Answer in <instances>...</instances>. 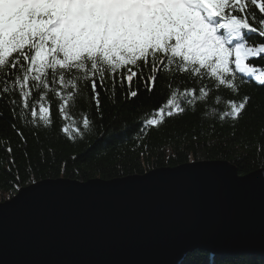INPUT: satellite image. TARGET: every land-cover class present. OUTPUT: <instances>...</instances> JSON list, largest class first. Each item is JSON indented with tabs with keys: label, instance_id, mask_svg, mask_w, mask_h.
Returning <instances> with one entry per match:
<instances>
[{
	"label": "snow or ice",
	"instance_id": "1",
	"mask_svg": "<svg viewBox=\"0 0 264 264\" xmlns=\"http://www.w3.org/2000/svg\"><path fill=\"white\" fill-rule=\"evenodd\" d=\"M255 37L260 42L250 43ZM250 58H264V0H0V110L11 117L17 149L27 145L26 133L37 140L55 133L51 106L44 103L49 90L59 97L58 110L67 121L68 106L85 90L102 116V94L120 107L117 89L127 103L143 92L154 93L166 77V99L140 120L139 139L205 101L210 94L203 85L205 76L217 89L238 92L233 64L248 80L264 86V68L248 63ZM145 67L143 89L133 88ZM187 78H193L192 87L182 86ZM248 100H229L220 120H239ZM94 122L98 124L95 115H84L80 125L72 119L60 131L83 138ZM123 133L128 134L127 126ZM0 139L11 143L10 137ZM3 150L14 165V149ZM33 183L39 186L36 176L28 178V185ZM12 188L21 198L32 191L18 177Z\"/></svg>",
	"mask_w": 264,
	"mask_h": 264
},
{
	"label": "water",
	"instance_id": "2",
	"mask_svg": "<svg viewBox=\"0 0 264 264\" xmlns=\"http://www.w3.org/2000/svg\"><path fill=\"white\" fill-rule=\"evenodd\" d=\"M27 187L0 203V264H180L197 250L264 256V168L240 176L229 162L200 161Z\"/></svg>",
	"mask_w": 264,
	"mask_h": 264
},
{
	"label": "trees",
	"instance_id": "3",
	"mask_svg": "<svg viewBox=\"0 0 264 264\" xmlns=\"http://www.w3.org/2000/svg\"><path fill=\"white\" fill-rule=\"evenodd\" d=\"M256 14L259 18L260 14ZM260 39L255 37L249 42L259 43ZM248 63L264 68V58H250ZM232 67L236 72L238 92L224 86L217 89L215 81L205 76L203 85L210 89L205 101L198 102L191 114L167 118L159 128L148 129L139 139L135 137L140 120L147 118V113L158 108L166 99V77L159 80L154 93L143 92L127 103L119 99V93L123 90L117 89L115 98L120 107L113 106L112 100L102 94V116L88 102L85 90L81 97L68 106L67 121L58 110L61 102L59 97L49 90L44 103L51 106L55 133L41 140L26 133L28 143L22 149L16 148L19 138L9 127L10 115L0 110V116L5 117L0 119V137L11 138L8 145H5L4 139H0L2 202L17 193L12 188L17 177L24 180L25 186H29L30 176H36L38 181L58 178L80 182L94 179L111 181L200 161L229 162L237 168L240 176L263 169L264 86L241 75L234 64ZM147 75L148 69L145 67L144 75L134 78L133 88L143 89V80ZM180 75L187 77V74ZM193 83V78H187L182 86L192 87ZM195 85L199 87L200 81L196 80ZM51 87L57 88L55 84ZM245 96L249 100L246 112L239 120H220V114L229 110V100L239 102ZM84 115H89L90 118L95 115L98 124L94 122L83 138L60 131L65 124H71L72 119L80 125ZM125 126L128 128L127 135L123 133ZM4 146L14 149V165L9 164V154L3 150ZM9 168L11 171H8ZM189 261L191 264H264V256H219L197 250L189 253L180 264H189Z\"/></svg>",
	"mask_w": 264,
	"mask_h": 264
},
{
	"label": "rangeland",
	"instance_id": "4",
	"mask_svg": "<svg viewBox=\"0 0 264 264\" xmlns=\"http://www.w3.org/2000/svg\"><path fill=\"white\" fill-rule=\"evenodd\" d=\"M32 185V184H31ZM0 199H2L1 197H0ZM6 200H9V199H6ZM1 203V202H0Z\"/></svg>",
	"mask_w": 264,
	"mask_h": 264
},
{
	"label": "bare ground",
	"instance_id": "5",
	"mask_svg": "<svg viewBox=\"0 0 264 264\" xmlns=\"http://www.w3.org/2000/svg\"><path fill=\"white\" fill-rule=\"evenodd\" d=\"M0 202H2V200L0 199Z\"/></svg>",
	"mask_w": 264,
	"mask_h": 264
}]
</instances>
